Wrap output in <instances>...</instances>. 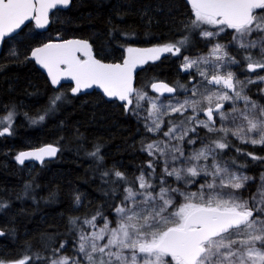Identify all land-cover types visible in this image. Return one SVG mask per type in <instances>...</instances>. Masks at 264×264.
Listing matches in <instances>:
<instances>
[{
	"label": "trees",
	"instance_id": "16d2710c",
	"mask_svg": "<svg viewBox=\"0 0 264 264\" xmlns=\"http://www.w3.org/2000/svg\"><path fill=\"white\" fill-rule=\"evenodd\" d=\"M193 19L187 0H71L69 9L52 14L47 32L30 24L19 35L5 41L0 55V121L11 114L12 123L11 134L0 136V204L6 205L0 208V231L4 233L0 236V260L7 264L25 255L33 257L28 264H51V260L61 256L76 259L71 249L78 242L81 221L99 210L97 226H103L101 222L105 217L112 224L114 209L126 194L124 187L135 185L138 188L136 177L142 171L147 177L151 171L147 163L153 158L141 151L142 144L162 138L169 121L184 118L177 113L166 117L160 132L153 135L145 127V109L148 108L145 102L137 109L134 100L126 109L125 102L96 91L73 94L72 86H56L48 80L36 63L29 60L32 51L47 43L83 40L91 45L96 59L123 63L128 56L127 47L150 48L175 43L188 36L189 43L181 48L178 56L167 54L138 68L136 89L152 95L149 88L153 82L162 81L177 89L179 85L189 86L194 79L199 85L194 73L183 71V57L197 58L205 54L213 40L200 37L201 29L191 27ZM232 35H235L234 30L228 29L215 41L225 45L237 60L231 68L234 76L239 80L248 79L252 75L244 59L245 50L233 45ZM257 35L254 32L249 39ZM13 51L15 56L11 54ZM202 82L206 88L214 89L205 80ZM178 90L175 97L166 99L181 102L197 99ZM258 90V85L250 86L247 96L250 102L261 106L264 95ZM57 95L61 100L52 106ZM236 103L237 110L258 116V106L250 112L244 103ZM204 107L202 102L198 109ZM228 109L224 105L222 111ZM40 115L44 116L43 120L39 119ZM189 115L192 113H184V116ZM228 117L232 123H242L238 112L231 111ZM3 128L0 123V130ZM221 135L197 127L195 133H189L188 139L195 137L194 145L198 147ZM226 140L229 147L217 149V155L223 166L253 177L245 188L237 190L241 199L248 200L251 205V197L257 192L260 176L264 174V147L242 144L233 138ZM184 144L188 146L187 139ZM45 145L59 149L55 161L24 166L17 163L15 157L20 152ZM97 147L100 149L98 155H91ZM253 155L260 159H253ZM153 164L152 180L156 186L159 177L164 175L163 165L161 160ZM114 171L122 172L127 183L116 178ZM104 172L109 175L104 176ZM165 179L171 186H177L171 177ZM175 207L174 204L170 211ZM77 218V225L73 226L70 220ZM166 259L170 261L171 258Z\"/></svg>",
	"mask_w": 264,
	"mask_h": 264
},
{
	"label": "snow or ice",
	"instance_id": "6c2138e0",
	"mask_svg": "<svg viewBox=\"0 0 264 264\" xmlns=\"http://www.w3.org/2000/svg\"><path fill=\"white\" fill-rule=\"evenodd\" d=\"M188 2L194 14L191 27L201 29L199 34L202 37L213 38L225 29L234 30L232 42L239 49L245 50L243 55L248 61L247 69L255 71L257 68H264V0ZM70 3L71 0H0V42L16 33L27 20H34L38 28H44L49 22L51 10L58 6L68 7ZM203 25L212 26L217 31L204 29ZM254 32L258 34L257 37L249 39ZM188 43V36H184L175 43L150 48L127 47L128 56L123 63L101 62L93 56L91 45L83 40L47 43L31 53L36 62L47 69L54 85L59 84L61 77L75 81L73 94L95 85L106 96L125 102L126 109L133 105L134 100L136 108L139 109L140 101L147 99L150 107L145 109L147 115L144 119L148 132H160L164 116L179 113L184 117L176 122H168L167 131L162 133L168 138L167 141L157 139L142 144L141 151L153 158L147 163L151 171L147 178L143 171L136 177L138 188L135 185L124 187L126 194L122 203L114 209L118 217L117 224L111 227L105 217L101 222L103 226L98 228L96 219L101 215L99 210L91 218L85 217L81 221L78 251L83 254L88 264H264V174L260 176L261 184L251 197L250 206L248 200H242L234 192H226L224 189H242L253 177L230 171L216 159L217 149L224 150L229 147L226 140L229 134L241 143L264 146V107L260 108L258 116H251L233 108V113L238 112L242 123L234 128L223 125L215 127L214 112L219 114L221 120L228 119V115L221 112L222 101L242 99L245 107L250 103L249 97L243 94L245 82L235 79L234 72L229 67L237 63L235 57L229 54L225 45L216 43L212 46L210 57L192 59L184 56L181 65L185 71L195 67L208 85L221 86L234 95H230L229 91L205 89L200 94L201 99L171 103L148 97L147 93L133 87V73L138 65L149 60H158L164 53L179 55L181 48ZM258 47L261 58L254 59L251 49ZM77 53L84 58H80ZM11 54L16 55L14 51ZM206 64L211 65L210 70L202 67ZM260 79L264 80V76ZM253 82L255 81L252 79L247 81ZM150 87L160 96L177 90L162 82H153ZM180 87L183 88V85ZM190 91L192 96L197 95L195 89ZM60 100V95L55 96L51 105L54 106ZM214 100L217 102L213 106ZM204 101L207 106L199 108V111H203L207 119L200 120L197 119L198 107ZM189 108L193 114L184 116ZM256 108L257 105L252 102L251 110ZM39 119L43 120L44 116L40 115ZM11 121L12 116L8 114V123L0 130V136L11 134ZM197 127L222 135L212 137L211 143L186 155L183 143L186 139L189 145L196 143L195 137L188 139V136L190 132L195 133ZM253 133L256 135H252ZM57 151L56 147L49 145L36 151H22L15 158L20 164L27 159L43 162L45 156H55ZM99 151L97 147L91 155L97 156ZM209 158L213 161L210 165ZM252 158L260 159L254 155ZM155 160H161L164 175L159 177L158 184L154 187L152 178L155 174ZM113 174L119 180L125 181L122 172L114 171ZM103 175L108 176L109 173L104 172ZM201 175L207 179L198 185L197 191L173 187L165 179L174 177L175 181H182L184 186H188L196 183L193 178ZM177 197L182 198L183 202L177 204ZM76 203H80L79 196L76 197ZM174 204L175 209L170 211ZM3 207L6 205L0 204V208ZM257 213L260 215H256ZM78 219H72L70 223L76 226ZM83 225L93 231H84ZM2 235L4 233L0 231V236ZM60 247L63 248L64 245L61 244ZM169 257L170 261L166 259ZM32 259V256L25 255L7 264H28ZM36 259L40 257L36 256ZM0 264L6 262L0 260ZM51 264H78V261L61 256L51 260Z\"/></svg>",
	"mask_w": 264,
	"mask_h": 264
},
{
	"label": "rangeland",
	"instance_id": "374dc122",
	"mask_svg": "<svg viewBox=\"0 0 264 264\" xmlns=\"http://www.w3.org/2000/svg\"><path fill=\"white\" fill-rule=\"evenodd\" d=\"M206 26V28H204V29H207V30H210V31H213V32H216L217 31V29L216 28H214V27H212V26H208V25H205ZM227 30L228 29H225L224 31H222V32H220L219 33V35H217V36H215V37H213V38H204V37H202L201 35H200V37L203 39V40H206V41H212L213 40V42L212 43H209V47H208V51L205 53V54H203V55H201V56H199V57H205V56H207V57H210L211 56V50H212V46L214 45V44H216V43H218V42H216L215 41V39L217 38V37H219L220 35H224L226 32H227ZM233 45L234 46H236V44L233 42ZM237 47V46H236ZM238 48V47H237ZM251 52L252 53H254L257 57H260L261 58V56H260V49H259V47L258 48H255V49H251ZM166 54H171V53H166ZM82 56V55H81ZM174 56H178V55H174ZM82 58H84L83 56H82ZM192 59H194V58H192ZM150 61H152V60H150ZM152 62H155V61H152ZM234 66V64H232V65H230L229 67H230V70H231V68ZM137 67H140V66H137ZM202 67L203 68H205V69H208V70H210V68H211V65L210 64H206V65H202ZM184 72H192V73H194V75H196L197 77H198V79H199V85L198 84H196L195 82H192L189 86H183V88H181L180 86L181 85H179L178 87H177V90H178V88H179V92L180 93H183V94H185V95H190V96H192V92L190 91V90H193V89H195L196 91H197V95L196 96H193V97H195V98H197V99H199V98H201V93H204V91H205V89H210V90H212V91H217V92H223V91H228V90H226V89H223L222 87H219V88H217V87H214L213 85H211L214 89H212V88H206L205 87V85H204V82H202L204 79L199 75V73L196 71V69H195V67L193 68V69H190V70H188V71H185L184 70ZM252 76L251 77H249L248 79H244V80H240V81H244L245 83H244V89H243V94L244 95H247V90L250 88V86H252V85H258L259 86V90H258V92L260 93V94H262V95H264V80H261L260 79V77L261 76H264V68H258L254 73H252L251 74ZM235 77V76H234ZM235 79H237L236 77H235ZM249 79H252V80H254L255 82H253V83H247V81L249 80ZM191 80H193L194 81V79H191ZM237 80H239V79H237ZM238 87H239V85H238ZM229 94L230 95H234V93H232V92H229ZM147 96L148 97H156V98H158L160 101H170L171 103H176L177 101H180L181 102V100H169V99H166V98H163V97H158V96H154V95H150V94H147ZM184 100H182V102H183ZM142 102H145L146 104H147V106L148 107H150V105H149V103H148V100L147 99H145V100H143V101H140V103H142ZM213 102H217V101H213ZM236 102H240V103H244L245 104V101L244 100H228V101H222L221 103H223V105H226V106H228L229 107V109L228 110H225V111H222V112H224V113H226L227 115L232 111V109L233 108H237V103ZM203 103H205V107L207 106V102L206 101H204ZM251 103L252 102H250L249 104H248V107H246L247 108V110L248 111H250V112H253L254 110H251ZM256 104V103H255ZM215 104L213 103V106H214ZM257 105V104H256ZM258 106V105H257ZM259 107V109L261 108V107H264V105H261V106H258ZM198 111H199V109H198ZM187 112H189V113H192V110H191V108H189L188 109V111ZM186 113V112H185ZM176 114V113H175ZM177 114H179V113H177ZM193 114V113H192ZM180 115V114H179ZM168 116H170V115H167V116H164V120H165V118L166 117H168ZM214 117H215V120H216V123H215V127L216 128H219L220 126H226V127H229V128H234L237 124H235V123H232L231 121H229V117H228V119H226V120H221L220 119V117H219V114L218 113H214ZM197 119H200V120H206L207 119V117L206 116H204V112L203 111H199V115L197 116ZM7 118H5L4 119V121H3V126L5 127L6 125H7ZM11 123H12V121H11ZM235 124V125H234ZM11 126V125H10ZM163 126V125H162ZM162 128V127H161ZM200 128H203V127H200ZM204 129H206V128H204ZM161 130V129H160ZM207 130V129H206ZM153 135H156L157 133H152ZM222 134V133H221ZM252 135H256L255 133H253ZM227 138H233V139H235L236 141H238V142H240L236 137H234V136H232L231 134H229L228 136H227ZM159 140H164V141H167L168 140V138L167 137H162V138H159ZM241 143V142H240ZM242 144H249V145H252V144H250V143H242ZM206 144H201L200 146H195L194 144H192V145H189L188 144V146H186L184 143H183V148H184V151H185V154L186 155H189V154H191V152L193 151V150H195V149H199V148H201V147H203V146H205ZM256 146H262V145H256ZM264 147V146H263ZM217 152V151H216ZM216 159H217V162H219L221 165H222V163H221V161L219 160V157H218V155H217V157H216ZM213 161H212V159L211 158H209V160H208V164L210 165L211 163H212ZM202 163H203V161H202ZM223 166V165H222ZM226 167H228L229 168V170L230 171H234V172H236L237 174H241L242 172L241 171H239V170H235V169H233V168H231L230 166H226ZM243 174V173H242ZM245 175V174H244ZM147 178V177H146ZM172 179H173V181H174V183L177 185V186H173V187H181V189L182 190H187V191H197L198 190V185L202 182V181H204L205 179H207L206 177H204L203 175H201V176H199V177H196V178H193V179H195L196 180V183H193V184H191V185H188V186H184L183 185V182L182 181H175V178L174 177H171ZM198 181H201V182H198ZM249 182V181H248ZM247 184V182L245 183V185ZM155 187V186H154ZM194 188V189H193ZM243 188H245V186L243 187ZM224 191H226V192H228V191H232V192H234V194L237 196V197H239V198H241L240 197V195L237 193V190H233V189H224ZM257 199H259V196H257ZM176 200H177V198H176ZM179 200H180V203H182L183 202V200H182V198H180L179 197ZM243 200V199H242ZM251 204H252V202H251ZM251 206V205H250ZM258 215H260L259 213H258ZM117 222H118V217H117V214H115V219H114V221H113V223L111 224L110 223V226L111 227H114L116 224H117ZM99 227H102V226H98V228ZM83 230L84 231H86V232H91V231H93L92 229H90V228H88V226L87 225H83ZM98 230V229H97ZM78 244H79V239H78V242H77V244H76V246L74 247V248H72L71 249V251L72 252H74V256H76L75 258V260H77L78 261V264H88V262L86 261V260H84V258H83V254H81V253H79V251H78Z\"/></svg>",
	"mask_w": 264,
	"mask_h": 264
},
{
	"label": "water",
	"instance_id": "95a60500",
	"mask_svg": "<svg viewBox=\"0 0 264 264\" xmlns=\"http://www.w3.org/2000/svg\"><path fill=\"white\" fill-rule=\"evenodd\" d=\"M188 1V0H187ZM189 3V2H188ZM189 5H190V3H189ZM71 6V3L69 4V6L68 7H57L56 9H53V10H51L50 12H49V22H48V24L44 27V28H38L37 26H36V24H35V21L34 20H27V21H25L24 22V24L21 26V28L20 29H18L17 30V32L16 33H13L12 34V36L11 37H6L5 38V40L3 41V42H0V55H1V53H2V50H3V46H4V43H5V41H7V40H9V39H11V38H14V37H16L17 35H19L28 25H30V24H33V25H35V27L39 30V31H41V32H47L48 31V29H49V27L51 26V16H52V14L54 13V12H56V11H58V10H67V9H69V7ZM191 6V5H190ZM52 44H54V43H52ZM56 44H60V43H56ZM77 55L79 56V54L77 53ZM29 60H32V61H34L35 63H36V66L38 67V69L48 78V80L50 81V82H52L51 81V77L49 76V74H48V72H47V69H45V68H43L39 63H37L36 62V60H35V58H33L32 57V55L29 57ZM100 60V59H99ZM101 62H103V63H108V62H105V61H102L101 60ZM140 66V65H139ZM61 67H64V66H61ZM138 68L139 67H136V69H135V71H134V73H133V87L136 89V77H135V75H136V72H137V70H138ZM250 71V70H249ZM256 71V70H255ZM255 71H250V73L252 74V73H254ZM162 81H158V83H161ZM162 83H165V82H162ZM166 84H168V83H166ZM65 85H70V86H72L73 88L75 87V81H73V80H71L70 78H68V77H61V79H60V81H59V84H56V86H65ZM169 85V84H168ZM170 87H173V86H171V85H169ZM214 87H218L217 85H213ZM149 90H150V93L152 94V95H154V96H158V97H163V98H172V97H175L176 95H177V90H176V92H174V93H164V95L163 96H160V94L159 93H157V92H154L152 89H151V87L149 88ZM92 91H96V92H99V93H101L102 95H105L104 94V92H103V90L102 89H100L99 87H97V86H93V87H91V88H88V89H81V93H89V92H92ZM106 96V95H105ZM108 97V96H107ZM110 98V97H109ZM115 99H117V98H115ZM118 100V99H117ZM223 108H224V105H223ZM223 108L221 109V111L223 110ZM214 113H216V112H214ZM46 146H49V145H45V146H43V147H46ZM52 146V145H51ZM43 147H40V148H43ZM53 147H55V146H53ZM40 148H36V149H31V150H26L25 152H31V151H36V150H38V149H40ZM57 148V147H56ZM58 149V148H57ZM58 155H59V149H58V151L56 152V154H55V156H52V157H48V156H45L44 158H43V162H41V161H39V160H36V159H27V160H25V162L23 163V164H20L18 161H17V163L20 165V166H24V165H27V164H36V165H42V164H44V163H46V162H53V161H55L57 158H58Z\"/></svg>",
	"mask_w": 264,
	"mask_h": 264
},
{
	"label": "flooded vegetation",
	"instance_id": "af4514ba",
	"mask_svg": "<svg viewBox=\"0 0 264 264\" xmlns=\"http://www.w3.org/2000/svg\"><path fill=\"white\" fill-rule=\"evenodd\" d=\"M165 55H167L166 53H164V54H162L161 56H160V58L159 59H161V58H163ZM158 59V60H159ZM155 61H157V60H155ZM139 66V65H138ZM184 71V70H183ZM192 82H193V80H191ZM219 87H221V86H218L217 88H219ZM227 90V89H226ZM229 92H231L230 90H228Z\"/></svg>",
	"mask_w": 264,
	"mask_h": 264
}]
</instances>
